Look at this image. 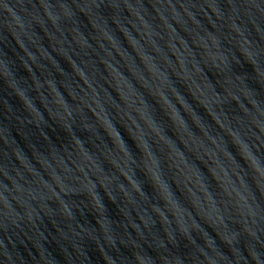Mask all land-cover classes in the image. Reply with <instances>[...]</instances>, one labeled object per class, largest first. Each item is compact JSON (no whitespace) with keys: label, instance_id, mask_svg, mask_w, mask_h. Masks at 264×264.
Returning a JSON list of instances; mask_svg holds the SVG:
<instances>
[{"label":"water","instance_id":"water-1","mask_svg":"<svg viewBox=\"0 0 264 264\" xmlns=\"http://www.w3.org/2000/svg\"><path fill=\"white\" fill-rule=\"evenodd\" d=\"M0 264H264V0H0Z\"/></svg>","mask_w":264,"mask_h":264}]
</instances>
